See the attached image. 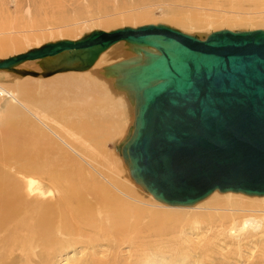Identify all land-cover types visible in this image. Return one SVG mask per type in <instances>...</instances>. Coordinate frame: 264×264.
I'll use <instances>...</instances> for the list:
<instances>
[{
	"label": "bare ground",
	"instance_id": "6f19581e",
	"mask_svg": "<svg viewBox=\"0 0 264 264\" xmlns=\"http://www.w3.org/2000/svg\"><path fill=\"white\" fill-rule=\"evenodd\" d=\"M120 42L126 43L115 44ZM21 45L13 40L0 50ZM63 89L67 94L61 96ZM1 101L8 129L0 139V264H55L77 247L82 254L76 264H95L88 259L97 255L96 242L114 240L115 232L128 238L145 222L161 229L205 225L222 244L250 236L264 243V196L215 190L204 201L171 206L136 183L128 167L122 164L121 172V163L106 161L105 142L127 136L134 109L128 92L108 74L95 87L72 78L64 88L36 94L7 76L0 79Z\"/></svg>",
	"mask_w": 264,
	"mask_h": 264
},
{
	"label": "water",
	"instance_id": "95a60500",
	"mask_svg": "<svg viewBox=\"0 0 264 264\" xmlns=\"http://www.w3.org/2000/svg\"><path fill=\"white\" fill-rule=\"evenodd\" d=\"M125 41L133 56L105 67L134 101L118 150L130 176L156 200L190 206L213 191L264 196V29L205 38L163 23L94 29L0 59V69L41 62L47 77L85 71Z\"/></svg>",
	"mask_w": 264,
	"mask_h": 264
},
{
	"label": "rangeland",
	"instance_id": "374dc122",
	"mask_svg": "<svg viewBox=\"0 0 264 264\" xmlns=\"http://www.w3.org/2000/svg\"><path fill=\"white\" fill-rule=\"evenodd\" d=\"M225 21L236 23L227 24ZM149 23L167 24L199 38H205L210 32L220 29H264V0H0V44H12L13 40L22 44L20 48L0 50V59L46 42L75 40L94 29L109 31ZM133 55L129 45L120 42L102 52L85 71H64L45 77L42 75L41 62L53 59L46 58L36 62L30 60L32 62L17 66L37 72L36 76L10 71L0 72V79L7 76L19 78L29 85L33 94L38 91L43 93L54 86L64 88V84L72 78L82 87H95L101 74L106 73L107 65ZM110 79L115 83V77L110 76ZM66 90L63 89L61 96L67 94ZM132 110L131 105L126 123L127 136L131 132L134 117ZM2 116L0 113V139L8 129L4 126ZM123 136L109 138L104 149L109 152L105 155L106 161L121 163V172L122 164L127 167L118 150L119 144L127 137L125 133ZM33 144V140H30L31 147ZM107 169L103 170L107 173ZM212 231L205 225L200 228L190 225L184 229H173L172 226L161 229L160 225L145 222L135 235L130 234L128 238H122L120 233L115 232L114 240H109L108 236L103 241L99 240L94 244L97 255L88 260L95 264H264V243H260L257 238H245L238 243L239 246L237 242L234 245L230 242L222 244L223 240L212 238ZM208 242L216 245L208 248ZM81 254L79 247L67 249L55 264H76Z\"/></svg>",
	"mask_w": 264,
	"mask_h": 264
}]
</instances>
